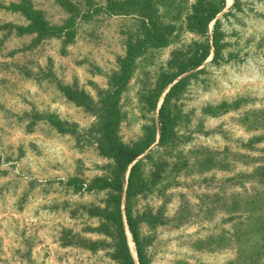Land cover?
<instances>
[{"label": "rangeland", "instance_id": "rangeland-1", "mask_svg": "<svg viewBox=\"0 0 264 264\" xmlns=\"http://www.w3.org/2000/svg\"><path fill=\"white\" fill-rule=\"evenodd\" d=\"M69 1L83 13L105 0ZM17 2L0 0V264H113L106 246L70 241L74 233L97 238L87 209L105 194L86 185L113 168L90 131L95 110L72 95L97 101L138 20L82 14L73 34L38 37L11 6ZM30 2L52 25L69 15L57 0ZM194 2L155 0L162 22L174 26L170 41L137 58L122 93L120 138L131 143L156 131L145 153L165 161L161 178L146 179L149 188L136 196L134 211L145 215L140 236L150 264H264V0L224 1L216 16L221 57L211 50L174 80L187 77L167 103L175 138L157 144L158 109L170 88L153 108L148 96L159 75L211 42L213 21L204 34L188 26ZM49 115L75 132L57 131ZM149 167L145 159L143 175Z\"/></svg>", "mask_w": 264, "mask_h": 264}, {"label": "trees", "instance_id": "trees-1", "mask_svg": "<svg viewBox=\"0 0 264 264\" xmlns=\"http://www.w3.org/2000/svg\"><path fill=\"white\" fill-rule=\"evenodd\" d=\"M57 1L69 15L63 23L56 25L50 24L41 11L33 8L30 0H20V3H12L11 6L24 14L28 21L25 29L35 33L38 37L61 33L73 34L76 18L82 14L89 16L103 13L109 17L129 15L138 20L136 35L126 41V50L119 60V68L109 75V85L107 89L99 92L97 101L93 102L85 97L84 99L79 98V95L75 93L72 95L73 100L95 110L96 120L90 131L101 154L112 160L113 168L109 176H96L86 185L88 192L102 191L105 194L101 206L94 204L87 209L88 214L97 220V225L93 228V233L97 238L90 239L74 233L70 236L74 240L70 239V241L79 242V246L89 250L106 246L113 264H136L126 235V222L135 245L138 264H150V257L140 236L139 224L145 215H138L134 211V204L136 196L149 188L146 179L149 180V184L154 185L161 178L165 161L160 157L152 158L153 150L145 153L155 142L156 131L147 129L144 137L131 143H125L120 138V103L122 93L134 74L137 58L149 48L167 44L174 26H168L162 22L155 0H105L103 3L94 4L91 9L87 8L83 13L78 11L69 0ZM224 1L195 0L191 6L188 26L204 34L213 21L211 42L207 39L205 44H199V51L194 52L185 61H181L176 71L170 75L161 73L157 79L156 93L148 96L152 107L155 108L160 95L170 85L158 109L160 123L158 145L168 144L175 138L174 121L169 114L167 103L170 96L187 77L185 75L175 82L174 80L189 70L199 67L210 55L211 50H213V59L221 57L224 47L223 33L220 29L219 18L216 16L224 8ZM236 4L237 0H234L233 5ZM62 90L66 94H71L66 87H62ZM45 118L59 132L73 133L76 130L75 125L68 124L56 116L49 115ZM142 154L144 155L141 157ZM145 159H149L150 166L146 176L142 174ZM126 173L128 174L125 182Z\"/></svg>", "mask_w": 264, "mask_h": 264}, {"label": "bare ground", "instance_id": "bare-ground-1", "mask_svg": "<svg viewBox=\"0 0 264 264\" xmlns=\"http://www.w3.org/2000/svg\"><path fill=\"white\" fill-rule=\"evenodd\" d=\"M231 1L232 0H226V2L228 3V5L231 3ZM127 236H128V238H129V243H130V245H131V249H133V252H134V246H133V241H132V238H131V234H130V232L127 230ZM134 255H135V253H134Z\"/></svg>", "mask_w": 264, "mask_h": 264}, {"label": "water", "instance_id": "water-1", "mask_svg": "<svg viewBox=\"0 0 264 264\" xmlns=\"http://www.w3.org/2000/svg\"><path fill=\"white\" fill-rule=\"evenodd\" d=\"M227 4H228V3H227ZM127 174H128V173H127ZM125 228L128 229L126 222H125ZM128 231H129V230H128ZM135 251H136V250H135ZM135 253H136V252H135ZM136 264H138L137 254H136Z\"/></svg>", "mask_w": 264, "mask_h": 264}]
</instances>
